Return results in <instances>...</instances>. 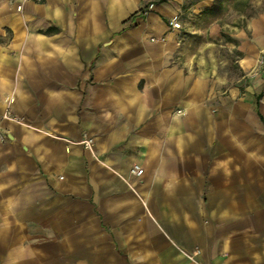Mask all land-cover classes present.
Returning <instances> with one entry per match:
<instances>
[{"label": "crops", "instance_id": "obj_1", "mask_svg": "<svg viewBox=\"0 0 264 264\" xmlns=\"http://www.w3.org/2000/svg\"><path fill=\"white\" fill-rule=\"evenodd\" d=\"M213 5L0 0V264H264V13Z\"/></svg>", "mask_w": 264, "mask_h": 264}, {"label": "rangeland", "instance_id": "obj_2", "mask_svg": "<svg viewBox=\"0 0 264 264\" xmlns=\"http://www.w3.org/2000/svg\"><path fill=\"white\" fill-rule=\"evenodd\" d=\"M213 4L216 16L221 17L222 22L227 20L230 25H235L237 28L244 27L250 17L264 13V0H213ZM231 30V27L223 28L222 31H225L223 35L228 37L227 34ZM229 55L235 57L238 53L233 51Z\"/></svg>", "mask_w": 264, "mask_h": 264}, {"label": "built area", "instance_id": "obj_3", "mask_svg": "<svg viewBox=\"0 0 264 264\" xmlns=\"http://www.w3.org/2000/svg\"><path fill=\"white\" fill-rule=\"evenodd\" d=\"M20 5L17 6V9H20ZM153 4L150 3L147 7V10L152 9ZM169 24L173 27V28H180V22L177 20V16L173 17L172 19L169 20ZM163 39V38H161ZM177 112H180V110H177ZM181 113V112H180ZM84 145L86 148L89 147L90 145V140H84ZM130 172L134 175H140L142 173V168H140L138 165H133L130 169Z\"/></svg>", "mask_w": 264, "mask_h": 264}]
</instances>
